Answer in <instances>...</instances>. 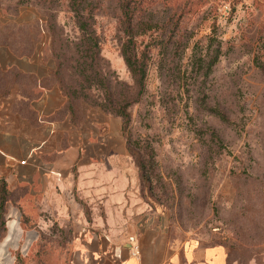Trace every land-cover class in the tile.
<instances>
[{
  "label": "rangeland",
  "instance_id": "1",
  "mask_svg": "<svg viewBox=\"0 0 264 264\" xmlns=\"http://www.w3.org/2000/svg\"><path fill=\"white\" fill-rule=\"evenodd\" d=\"M71 6L69 0H0V47L34 58L38 49L50 81L73 98L78 117L86 116L83 106L92 107V158L130 163L118 168L131 176L125 194L152 222L167 226L170 240L221 243L230 264L264 263V0L145 1L160 26L177 12L159 32L182 41L168 55L152 51L142 93L121 51L120 0L83 5L88 21L94 10L102 43L103 83L93 85L80 65L91 58L79 51ZM209 35L221 41V56L206 76L193 68V54ZM141 39V48L156 42L150 34ZM104 83L130 102L126 132L124 119L101 105ZM99 170L92 167V174ZM93 192L92 202L77 189L73 200L63 190L59 200L26 198L24 185L12 189L1 177L0 264H76L81 231L73 226L105 216L103 209L95 213L104 203ZM59 203L66 209L58 210ZM80 207L84 215L77 214Z\"/></svg>",
  "mask_w": 264,
  "mask_h": 264
},
{
  "label": "crops",
  "instance_id": "2",
  "mask_svg": "<svg viewBox=\"0 0 264 264\" xmlns=\"http://www.w3.org/2000/svg\"><path fill=\"white\" fill-rule=\"evenodd\" d=\"M36 51L34 58L0 47V88L4 78L8 90L3 95L0 90V178L12 189L24 185L26 198L59 200L63 190L73 200L70 192L77 189L92 202V190L93 195L101 192L104 208H94L96 214L104 210L103 220L73 226L81 231L76 264H230L223 244L175 243L166 225L152 222L131 204L125 194L130 173L118 169L130 163L92 158V107L83 106L86 116L78 117ZM92 167L101 171L92 174ZM57 209L66 208L59 203ZM78 210L84 215L82 207Z\"/></svg>",
  "mask_w": 264,
  "mask_h": 264
},
{
  "label": "trees",
  "instance_id": "3",
  "mask_svg": "<svg viewBox=\"0 0 264 264\" xmlns=\"http://www.w3.org/2000/svg\"><path fill=\"white\" fill-rule=\"evenodd\" d=\"M27 1V0H26ZM76 13L77 24L81 30L80 42L78 44L79 51L82 52V56L91 58V61L84 60L80 63L83 73L87 77L92 78V85L96 81L103 83L101 70L99 69V61L101 60L102 43L99 33L96 30L95 24V12L92 8V22L88 21L86 16L85 7L87 0H69ZM92 0V6L94 5ZM145 1L148 0H120V22L125 36L122 42L121 51L125 59V62L134 75L137 84L140 87L142 93L146 85L147 68L149 65L150 54L155 48L160 49V53L166 55L169 54L173 48L177 49L181 45L182 37L173 35H166L159 32V30L165 31L164 28L168 27L172 19L176 17V13L171 14V18L168 22L165 20L161 22L154 20V17H148L149 9L151 6H144ZM185 6H183L184 8ZM179 9L180 6H179ZM178 11V10H177ZM91 19V18H90ZM168 25V26H167ZM159 32V33H158ZM150 34L154 37V44H147L143 48L141 37ZM154 35V36H153ZM199 44V41L197 42ZM213 48V53L210 51ZM204 48V49H202ZM200 47L198 52L193 54V68L197 71H204V75L208 76L215 64L218 62L221 56V41L215 36H208V40L204 46ZM91 72V73H90ZM61 87V86H60ZM106 98L105 103H102V107L109 110L112 113H116L124 119V132H126L127 126L131 120V116L128 112V106L130 102L124 100H118L115 96V91L112 90L110 85L104 83ZM62 89V87H61ZM64 92V90L62 89ZM68 98V106L75 113V105L72 101L73 98ZM215 113L219 114L222 119H227L226 112L224 110L216 109ZM128 143V142H127ZM136 155V154H134ZM145 168V165L142 164Z\"/></svg>",
  "mask_w": 264,
  "mask_h": 264
},
{
  "label": "built area",
  "instance_id": "4",
  "mask_svg": "<svg viewBox=\"0 0 264 264\" xmlns=\"http://www.w3.org/2000/svg\"><path fill=\"white\" fill-rule=\"evenodd\" d=\"M21 162H22V163H25V160H22ZM131 239H132V237H131Z\"/></svg>",
  "mask_w": 264,
  "mask_h": 264
}]
</instances>
